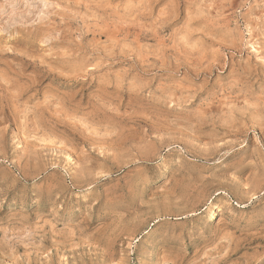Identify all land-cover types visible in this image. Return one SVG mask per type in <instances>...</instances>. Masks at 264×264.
I'll use <instances>...</instances> for the list:
<instances>
[{
	"label": "rangeland",
	"instance_id": "1",
	"mask_svg": "<svg viewBox=\"0 0 264 264\" xmlns=\"http://www.w3.org/2000/svg\"><path fill=\"white\" fill-rule=\"evenodd\" d=\"M0 264H264V0H0Z\"/></svg>",
	"mask_w": 264,
	"mask_h": 264
},
{
	"label": "bare ground",
	"instance_id": "2",
	"mask_svg": "<svg viewBox=\"0 0 264 264\" xmlns=\"http://www.w3.org/2000/svg\"><path fill=\"white\" fill-rule=\"evenodd\" d=\"M210 215V214H209ZM210 217V216H209Z\"/></svg>",
	"mask_w": 264,
	"mask_h": 264
}]
</instances>
